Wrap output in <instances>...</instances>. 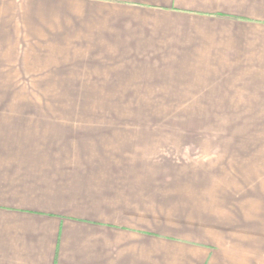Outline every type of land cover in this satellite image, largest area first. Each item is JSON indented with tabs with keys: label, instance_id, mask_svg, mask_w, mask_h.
<instances>
[{
	"label": "crops",
	"instance_id": "obj_1",
	"mask_svg": "<svg viewBox=\"0 0 264 264\" xmlns=\"http://www.w3.org/2000/svg\"><path fill=\"white\" fill-rule=\"evenodd\" d=\"M12 81L111 104L0 90V264H264L259 169L180 155L136 103L264 114V0H0Z\"/></svg>",
	"mask_w": 264,
	"mask_h": 264
},
{
	"label": "rangeland",
	"instance_id": "obj_2",
	"mask_svg": "<svg viewBox=\"0 0 264 264\" xmlns=\"http://www.w3.org/2000/svg\"><path fill=\"white\" fill-rule=\"evenodd\" d=\"M0 90L3 92V104H111L107 98L43 97V83L39 81L0 82ZM191 102L198 106L202 105L201 99H136V103L142 107L138 120L161 123L162 130H159L162 132L161 136L178 141L180 155L206 153L212 156L211 159L222 155H238L240 158L238 164L244 167L253 164L259 169L256 170V178L264 183V171L260 170L264 164V114L167 112L170 109L192 110L189 104ZM163 105L178 107L167 108L162 107ZM230 159L233 160L235 157L230 156Z\"/></svg>",
	"mask_w": 264,
	"mask_h": 264
}]
</instances>
